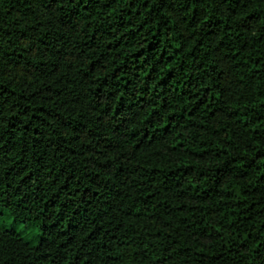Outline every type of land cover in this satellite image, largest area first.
<instances>
[{"label":"trees","instance_id":"trees-1","mask_svg":"<svg viewBox=\"0 0 264 264\" xmlns=\"http://www.w3.org/2000/svg\"><path fill=\"white\" fill-rule=\"evenodd\" d=\"M0 264H264V0H0Z\"/></svg>","mask_w":264,"mask_h":264}]
</instances>
